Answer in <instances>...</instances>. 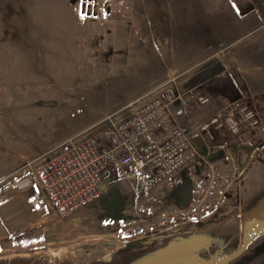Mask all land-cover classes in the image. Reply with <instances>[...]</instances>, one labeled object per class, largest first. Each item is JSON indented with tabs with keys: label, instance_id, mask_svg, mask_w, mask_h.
Returning <instances> with one entry per match:
<instances>
[{
	"label": "rangeland",
	"instance_id": "rangeland-1",
	"mask_svg": "<svg viewBox=\"0 0 264 264\" xmlns=\"http://www.w3.org/2000/svg\"><path fill=\"white\" fill-rule=\"evenodd\" d=\"M192 86L208 98L203 163L167 204L191 203L210 167L217 186L203 219L164 234L189 243L185 262L172 264H216L264 228V0H0V181L109 118ZM217 116L220 127L210 124ZM137 190L133 179L106 181L66 215L36 211L31 190L6 193L0 264L117 262L128 248L114 230ZM229 264H264V236Z\"/></svg>",
	"mask_w": 264,
	"mask_h": 264
},
{
	"label": "built area",
	"instance_id": "built-area-1",
	"mask_svg": "<svg viewBox=\"0 0 264 264\" xmlns=\"http://www.w3.org/2000/svg\"><path fill=\"white\" fill-rule=\"evenodd\" d=\"M188 95L147 101L130 115L109 118L102 127L27 161L0 181V201L6 193L31 190L36 211L51 209L66 215L96 198L106 181L133 179L138 187L135 205L113 237L119 243L148 240L144 248L169 230L203 219L211 205L208 195L218 180L211 167L207 181H196L191 203L182 208L167 204L169 193L193 178L203 163L200 142L209 124L183 127L178 123ZM195 98L200 105L208 102L206 97ZM245 116L253 120L251 112ZM219 120L217 116L210 124L220 127ZM236 126L230 121L231 131Z\"/></svg>",
	"mask_w": 264,
	"mask_h": 264
},
{
	"label": "crops",
	"instance_id": "crops-1",
	"mask_svg": "<svg viewBox=\"0 0 264 264\" xmlns=\"http://www.w3.org/2000/svg\"><path fill=\"white\" fill-rule=\"evenodd\" d=\"M180 92L174 93L178 94ZM206 97L195 86L189 88L188 102L185 106L184 116L178 119V123L183 127H200L206 123L203 122V113L202 109L206 105H200L195 97ZM172 98V97H171ZM207 98V97H206ZM167 99H170L169 97ZM208 99V98H207ZM137 108V107H136ZM204 134V133H203ZM202 141L200 142V144ZM171 193V192H170ZM169 235V236H167ZM165 238L164 243H159L153 247H147L145 249H140L139 253H134L135 249H129L131 242L122 243L119 247L120 250H124V248H128V251L121 253V258L119 260L114 261L113 264H172L178 262V258H183L185 262V254L180 255V249L188 247L189 243L180 241L176 239L171 232H168L163 235ZM125 248V249H126ZM141 253V254H140ZM119 256V257H120ZM177 260V261H175Z\"/></svg>",
	"mask_w": 264,
	"mask_h": 264
},
{
	"label": "water",
	"instance_id": "water-1",
	"mask_svg": "<svg viewBox=\"0 0 264 264\" xmlns=\"http://www.w3.org/2000/svg\"><path fill=\"white\" fill-rule=\"evenodd\" d=\"M263 236H264V228L253 232L244 240L242 245L235 252H233V253L223 257L222 259L218 260L216 262V264H229L230 262H232L235 259H237L238 257H240L254 241H256L257 239H259ZM161 238H163V236H161ZM155 239H157V238H154V240ZM147 241L148 240H142V241H138L136 243H131L132 244L131 246L142 247V246H145ZM212 261H213V259H212Z\"/></svg>",
	"mask_w": 264,
	"mask_h": 264
}]
</instances>
